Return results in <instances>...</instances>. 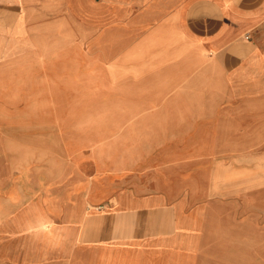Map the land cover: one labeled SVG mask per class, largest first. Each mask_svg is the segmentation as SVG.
I'll use <instances>...</instances> for the list:
<instances>
[{"label":"crops","instance_id":"crops-1","mask_svg":"<svg viewBox=\"0 0 264 264\" xmlns=\"http://www.w3.org/2000/svg\"><path fill=\"white\" fill-rule=\"evenodd\" d=\"M260 144L264 0H0V233L46 247L14 264H152L122 246L177 214L200 264L220 214H264L234 177ZM237 235L202 257L253 264Z\"/></svg>","mask_w":264,"mask_h":264},{"label":"rangeland","instance_id":"rangeland-1","mask_svg":"<svg viewBox=\"0 0 264 264\" xmlns=\"http://www.w3.org/2000/svg\"><path fill=\"white\" fill-rule=\"evenodd\" d=\"M249 158L248 160L240 158L237 162L250 163L248 167L253 169L235 171L234 177L241 188H248L247 190L251 192L248 197L252 200L256 197L257 191L263 193L264 181L260 186H255L254 180L257 178L256 175L260 174L263 175L260 182L264 179V144H260ZM259 188L262 190L259 191ZM252 204H254V200ZM177 220L179 224L168 238L132 242L124 244L122 248L129 252L133 251L143 261L151 258L152 264H196V235L194 231L196 214H177ZM218 225L219 228L213 229L217 232L214 233V237H209L210 241L207 244L204 241L203 245L206 250L202 248V240H200V264H211L210 255L216 257L219 254L218 258L221 262L227 260L230 253L229 245L225 244L222 239L238 238L237 234L241 229L244 230V227L250 232L251 251L249 250L248 253L252 263L254 264L258 259L259 262L264 263V214H236V216L235 214H220ZM217 235L220 237L219 242L214 239ZM42 243L37 240L32 231L27 234L24 232L10 235L0 233V264H4V259H8V261L11 259L13 264L19 263V260L23 258L30 260V255L36 254L37 248L39 251L46 248ZM202 252L210 257L203 258Z\"/></svg>","mask_w":264,"mask_h":264}]
</instances>
